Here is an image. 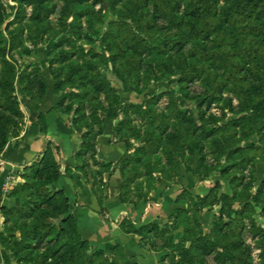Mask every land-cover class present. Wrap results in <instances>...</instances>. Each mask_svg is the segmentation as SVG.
Returning <instances> with one entry per match:
<instances>
[{
  "label": "trees",
  "instance_id": "16d2710c",
  "mask_svg": "<svg viewBox=\"0 0 264 264\" xmlns=\"http://www.w3.org/2000/svg\"><path fill=\"white\" fill-rule=\"evenodd\" d=\"M49 1L19 0L20 3L33 6L32 19L36 25L47 21L57 11V4ZM62 1L63 5L59 10L60 25L77 34L78 27L69 20L78 13H87L86 10H76V5L85 0ZM107 1L112 5L122 0ZM221 1L223 0H126L123 9L117 12V18L109 21L107 30L100 38L110 56L102 54L100 57L106 62H121L128 78L137 77L145 67L149 70V79L153 77L157 67L164 73L177 74L182 85L206 76L209 79V88L205 97L210 102L220 96L228 82L243 79L246 75L242 72L247 69L259 81L254 85V89L260 100L251 109H254L253 113L256 111V117L264 114V0H224L227 7L220 13ZM63 41L75 44L72 36L63 38L59 45ZM12 42L9 46L0 31V153L11 137L20 134L24 124L25 115L20 108L16 82L21 85L34 106H38L47 91L46 75L39 66L35 72L27 70L29 66L19 70L16 62L8 57ZM59 55L65 57L69 54L62 50ZM145 55H150L152 61L147 60ZM49 71L62 79L54 84L55 92L62 91L64 84L73 87L74 83H79L81 88L80 92H68L60 99L56 108L61 114L69 115L74 108L68 104L63 109L67 96L80 99L74 113L84 110L85 104L82 101L89 99L88 97L93 100L106 93L105 98L109 101V106L102 109L101 106H95L90 121L84 112L79 119L72 120L74 127L82 132V141L76 153L78 158L84 160L82 168L87 160L92 159L94 165L100 167L96 173L100 176L113 166L112 163L100 162L95 158V142L97 136L104 131V120L99 111L102 110L104 117L110 121H115L121 113L124 114V119L113 125L116 136L127 119V111L135 109L146 117L152 130L141 138V145L135 148L133 155L122 157L119 161H139L144 155L163 151L174 162L177 172L175 177L180 175L177 159L181 156L188 137L196 134L201 126L196 123L192 114H187L184 110L176 109V112L170 115L153 106L156 100L166 94L170 95L175 106L174 90L156 95L146 94L145 104L127 103L124 106L106 75L91 64L83 66L78 61L70 60L66 68L54 72L49 67ZM86 85L88 88H84ZM242 119L243 117H239L230 120L222 128L238 124ZM81 120H86L83 126ZM173 120L177 123L174 124ZM40 123L42 130L46 131L42 114ZM95 124L98 125V130H95ZM208 132L212 134L213 130ZM121 139L126 150L133 148L130 138ZM197 147L201 148L198 144ZM58 150L59 147L54 142L48 141L42 157L26 168L25 181L11 190V195L20 196L22 202L18 207H1L5 219L4 228L0 232V244L8 250L4 235L5 232H14L7 227L9 218L13 217L16 220V232H19L15 240L18 262L33 260V264H137L125 261L118 247H115L113 254L109 256L102 249L93 248L89 241L82 237L78 217L69 197L63 190L52 188V184L61 175L60 165L55 157V151ZM190 169L191 167L186 170ZM120 172L125 178L120 190L121 200L133 204L147 201L148 193L154 188L155 179L153 178L152 184L133 200L127 197V185L133 178L122 170ZM196 172L202 180L208 176L207 173L201 172L199 167ZM162 176L168 179L165 175ZM98 181L96 183L99 190L96 193L101 205H104L105 183ZM255 196L257 198L258 195ZM194 197L186 188L176 197L180 206L173 210L169 219L183 217V221H178L183 230L176 232L174 243L171 242L172 238L167 240L165 248L170 252L161 256L160 263L170 256L172 264H207L209 257L214 264H254L252 250L245 242L243 232L246 228L247 206L252 201L255 202V199L241 197L235 190L230 195L223 193L218 196L213 192V187L207 194L196 196L203 205L209 199L213 201V205H220L219 216L209 232L205 233L199 214L196 212L192 221L190 218L191 203H197ZM233 202L240 203V207L235 208ZM196 205L198 206V203ZM122 227L126 232L138 234L144 246L156 251L158 250L146 240L151 233L161 235L166 230L154 222L136 227L130 219H124ZM253 230L255 236L264 238V226L254 225ZM93 249L95 250L92 251ZM261 264H264V244Z\"/></svg>",
  "mask_w": 264,
  "mask_h": 264
},
{
  "label": "rangeland",
  "instance_id": "374dc122",
  "mask_svg": "<svg viewBox=\"0 0 264 264\" xmlns=\"http://www.w3.org/2000/svg\"><path fill=\"white\" fill-rule=\"evenodd\" d=\"M49 2L57 4V11L47 21L36 25L32 19V5L20 3L19 0H0V31L9 42V46L13 41L8 57L16 62L19 70L29 66L27 70L35 72L39 66L44 71L47 81L51 79L54 84L61 82L62 79L50 73L49 67L52 71L57 72L58 69L66 68L70 60L78 61L83 66L91 64L106 75L124 106L127 103L145 104L146 94L156 95L174 90L175 106L169 94L162 96L158 101L156 100L153 106L170 115L175 113L176 109L184 110L187 114H192L196 123L201 126V129L196 134L190 135L184 143L182 154L177 159L180 166L179 172L192 166L195 169L199 167L201 172L208 174L207 178L212 183L213 192L218 196L223 193L230 195L235 190L241 197L245 196L249 200L255 199V202H259L256 204L252 201L247 206L243 238L252 250L254 264H261L264 238L255 236L253 226H264V114L261 113L256 117V111L253 113L254 109H251L260 100L254 89V85L259 81L245 69L242 72L246 75L243 79L238 82H228L220 96L210 102L205 97L209 88V79L206 76L187 85H182L179 83L177 74L164 73L157 67L155 74L149 79V70L145 67L137 77L128 78L121 62H106L100 57L102 54L110 56L106 47L100 42V38L107 30L109 21L117 18V12L123 9L126 0L118 1L112 5L107 0H85L76 5L77 11H87L86 14L78 13L71 16L69 20L71 24L78 27L77 34L71 33L67 27L60 25L59 10L63 1L50 0ZM226 7L227 2L221 1L220 13ZM69 36L75 40L74 45L65 41L59 45L63 38ZM62 50L67 51L69 55L65 57L59 55ZM73 51L76 52L72 53ZM145 58L152 61L150 55H145ZM218 73L220 74V72ZM18 84L16 82V85ZM84 88H88V85ZM71 91L80 92L79 83H74L73 87L64 84L63 94L66 95ZM105 96L106 93H102L99 98L93 100L90 97L87 100L83 99L84 110L77 113L74 111L78 108L80 99L67 96L63 109L68 104L73 105V111L69 114L72 120L73 118L79 119V116L84 112L87 120L90 121L96 105L101 106V109L109 106V101ZM99 113L101 117L105 116L102 110ZM127 115V119L115 137L121 141L123 139L120 137L130 138L133 143V151L130 155H133L135 148L141 145V138L152 130V127L138 110L129 109ZM239 117H243L240 123L222 128L230 120ZM123 119L124 114L121 113L114 124L116 125ZM85 121H80L82 126ZM176 123L175 120L174 124ZM171 129L173 130L174 126ZM95 130H98L97 124H95ZM208 130H213L212 134H209ZM197 144L201 147L200 149ZM117 165L120 170L133 178V181L127 185V197L133 200L142 190L152 184L157 173L160 175L163 171L162 175L168 179H174L177 173L174 162L163 151L144 155L139 161L134 159L119 161ZM255 195H258L257 198ZM253 196L255 197L253 198ZM194 198L197 199L198 206L197 203L195 205L191 203V221L197 212L201 224L203 222L208 228L205 229V226L202 225L204 232L208 233L220 214V205H213L211 199L203 205L198 197ZM233 206L238 208L240 203L233 202ZM178 221H183V217H171L160 224L161 227L166 228L165 232L161 235L151 233L146 242L160 253H169L170 250L165 248L167 240L172 238L171 242L174 243L173 237L176 232L183 230ZM7 227L14 232H5L4 235L6 237L4 242L8 247V250H5V262L7 264H33V260L21 262L16 260L15 240L16 236H19V232H16L15 218H9ZM32 257L31 254V259ZM160 264H172L171 257H166ZM207 264H214L211 257L207 259Z\"/></svg>",
  "mask_w": 264,
  "mask_h": 264
},
{
  "label": "crops",
  "instance_id": "0c3cea01",
  "mask_svg": "<svg viewBox=\"0 0 264 264\" xmlns=\"http://www.w3.org/2000/svg\"><path fill=\"white\" fill-rule=\"evenodd\" d=\"M16 93L25 119L20 134L11 137L0 153V232L5 219L1 207H18L22 202L20 196L11 195V188L25 181L26 168L42 157L48 141H52L59 147L55 157L61 171L52 188L63 190L69 197L82 237L109 256L118 247L127 262L159 264L163 253L144 246L138 234L126 232L122 221L130 219L136 227L149 222L160 225L180 206L176 197L183 189L190 190L193 196H203L211 190V181L208 178L202 180L193 166L188 171L182 170L174 179H166L157 173L147 201L137 204L122 201L120 190L125 178L115 164L120 158L128 157L133 148L126 150L125 143L115 137L113 125L116 121L103 117L104 131L95 142L96 160L113 164L109 171L99 176L96 173L100 167L94 165L92 159L86 161L84 168L81 167L84 160L76 153L80 148L82 132L74 127L71 115L61 114L56 108L64 94L54 91L52 80L48 79L46 94L38 106L32 104L20 84L16 85ZM41 114L46 131L41 127ZM98 180L105 183L104 205H101L96 193L99 190ZM202 225L205 226L203 222ZM5 256L6 251L0 244V264H5Z\"/></svg>",
  "mask_w": 264,
  "mask_h": 264
}]
</instances>
